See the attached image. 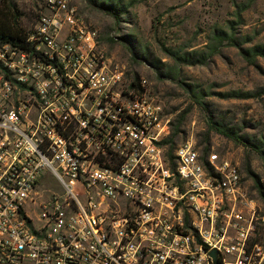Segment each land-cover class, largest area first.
I'll return each instance as SVG.
<instances>
[{
	"label": "built area",
	"instance_id": "1",
	"mask_svg": "<svg viewBox=\"0 0 264 264\" xmlns=\"http://www.w3.org/2000/svg\"><path fill=\"white\" fill-rule=\"evenodd\" d=\"M28 42L0 45V264H264L239 167L189 141L169 159L161 106L66 0Z\"/></svg>",
	"mask_w": 264,
	"mask_h": 264
},
{
	"label": "rangeland",
	"instance_id": "2",
	"mask_svg": "<svg viewBox=\"0 0 264 264\" xmlns=\"http://www.w3.org/2000/svg\"><path fill=\"white\" fill-rule=\"evenodd\" d=\"M15 1L22 14L20 24L29 32L47 0ZM66 1L84 26L97 32L100 50L124 72V85L135 77L145 81V94L168 120L167 138L176 128L174 150L189 141L199 151L207 149L239 167L242 185L255 204L256 241L264 244V158L216 132L208 121L210 115L217 128L261 141L264 152V54L253 59L244 54L264 49V0ZM240 4L248 8L238 20L235 11ZM114 11H119L118 17ZM229 26L236 44L225 42L207 65H181L175 81L161 77L176 67L169 50L201 52L214 29L227 31Z\"/></svg>",
	"mask_w": 264,
	"mask_h": 264
},
{
	"label": "trees",
	"instance_id": "3",
	"mask_svg": "<svg viewBox=\"0 0 264 264\" xmlns=\"http://www.w3.org/2000/svg\"><path fill=\"white\" fill-rule=\"evenodd\" d=\"M253 0H249L251 2ZM248 8V4H240L237 6L235 11V16L240 19L241 13ZM112 15L118 17L119 11L112 12ZM22 14L18 8V5L15 0H0V45L9 44L12 47H15L19 50L31 52L33 51L32 45L28 42L29 35L32 33L33 29L27 32L20 24V19ZM237 24V23H236ZM232 25V23H229ZM234 28L229 26L227 31L216 28L211 34L209 45L206 46V50L201 52H183V51H168V54L172 57L176 67H171L168 69L161 77L168 80H176L178 76L181 65L185 66H204L207 65L209 60L219 53L225 42L236 44V39L233 34ZM110 41L117 40L116 37H111ZM244 54L253 59L257 54H264V49L256 47L244 51ZM129 88L134 90L136 94H143L144 89L140 86L139 80L135 77L129 84ZM197 104H201L199 101H196ZM208 121L210 127L216 132L222 134L229 140L235 142L236 144L242 145L244 147H249L251 150L255 151L257 154L264 158V152L262 150V143L259 141V144L253 141H249L246 138L239 136L236 132H233L231 129H225L223 126L216 127V123L212 122V117L208 115ZM175 131L171 134L163 144L169 145L168 150L166 151V156L169 159L173 158V138L176 136ZM204 154L208 152L207 149H204ZM264 196V195H263Z\"/></svg>",
	"mask_w": 264,
	"mask_h": 264
}]
</instances>
